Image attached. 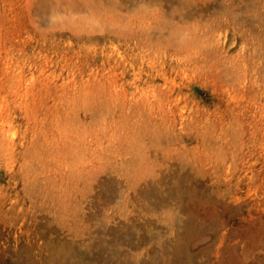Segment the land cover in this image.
Here are the masks:
<instances>
[{"label":"rangeland","instance_id":"obj_1","mask_svg":"<svg viewBox=\"0 0 264 264\" xmlns=\"http://www.w3.org/2000/svg\"><path fill=\"white\" fill-rule=\"evenodd\" d=\"M53 263L264 264V0H0V264Z\"/></svg>","mask_w":264,"mask_h":264},{"label":"bare ground","instance_id":"obj_2","mask_svg":"<svg viewBox=\"0 0 264 264\" xmlns=\"http://www.w3.org/2000/svg\"><path fill=\"white\" fill-rule=\"evenodd\" d=\"M112 3H114V2H112ZM117 3V2H116ZM118 4V3H117ZM93 12V11H92ZM88 16H86V18H87ZM124 18V17H123ZM92 19V18H91ZM88 20V19H87ZM93 20V19H92ZM122 21V20H121ZM88 22H89V20H88ZM90 23H91V20H90ZM88 24V23H87ZM114 33V32H113ZM122 33V32H121ZM118 34V33H117ZM116 35V34H115ZM117 36V35H116ZM118 36H119V34H118ZM82 259V258H81ZM54 264V263H53ZM72 264V263H71Z\"/></svg>","mask_w":264,"mask_h":264}]
</instances>
